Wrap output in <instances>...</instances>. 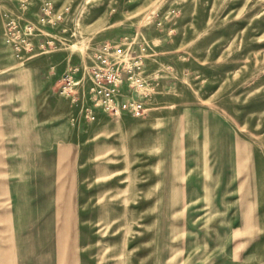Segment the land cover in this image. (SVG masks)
<instances>
[{
    "label": "rangeland",
    "instance_id": "374dc122",
    "mask_svg": "<svg viewBox=\"0 0 264 264\" xmlns=\"http://www.w3.org/2000/svg\"><path fill=\"white\" fill-rule=\"evenodd\" d=\"M0 45V264H64L65 179L72 264H264V0H0ZM105 45L139 52L144 116L85 120Z\"/></svg>",
    "mask_w": 264,
    "mask_h": 264
},
{
    "label": "built area",
    "instance_id": "2783aa9c",
    "mask_svg": "<svg viewBox=\"0 0 264 264\" xmlns=\"http://www.w3.org/2000/svg\"><path fill=\"white\" fill-rule=\"evenodd\" d=\"M140 58L138 51H127L122 47L105 45L99 50L95 65L90 69L88 101L83 109L86 121L95 122L98 114L116 119L124 114L134 117L145 115L146 100L153 82L143 75L137 62ZM81 77L80 68L75 67L61 78L59 93L72 104L80 102Z\"/></svg>",
    "mask_w": 264,
    "mask_h": 264
},
{
    "label": "crops",
    "instance_id": "0c3cea01",
    "mask_svg": "<svg viewBox=\"0 0 264 264\" xmlns=\"http://www.w3.org/2000/svg\"><path fill=\"white\" fill-rule=\"evenodd\" d=\"M10 56H9V51L5 50V48L0 45V115L2 112L6 111L8 107L3 106L4 103H7L8 99H9V87L6 86L7 83V79L9 78L7 71L8 68L10 67ZM25 75H27V73H25ZM29 75V74H28ZM32 75H33V91H34V95L36 97V99H34L35 102H33L34 105H36V108L34 109H38V107L40 106V99H45L48 92L52 91L51 89L53 88L52 86H54L53 82H49L52 83V86L48 83L46 85H43L41 82V73L32 71ZM17 90V89H16ZM19 90H17L18 92ZM21 91V90H20ZM34 97V98H35ZM21 105H24V101L21 100L20 102H16L14 103V106L19 107ZM34 107V106H33ZM13 108V107H12ZM99 116V115H98ZM99 118V117H98ZM1 119V117H0ZM166 183V182H165ZM168 184V183H166ZM63 197H64V264H72L71 263V258H70V238H71V233H72V228H71V222H70V218L72 217V181L69 179H65L64 181V188H63ZM57 213L56 215L61 216V209H57ZM49 248V247H48ZM47 248V249H48ZM44 254H47V252L45 251ZM48 255V254H47ZM46 257V256H45ZM48 258H50V256L48 255Z\"/></svg>",
    "mask_w": 264,
    "mask_h": 264
}]
</instances>
